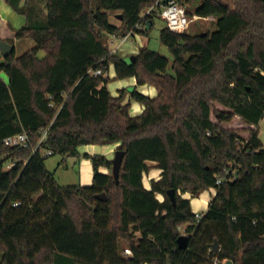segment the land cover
I'll list each match as a JSON object with an SVG mask.
<instances>
[{
    "label": "trees",
    "instance_id": "16d2710c",
    "mask_svg": "<svg viewBox=\"0 0 264 264\" xmlns=\"http://www.w3.org/2000/svg\"><path fill=\"white\" fill-rule=\"evenodd\" d=\"M157 1L6 0L27 23L15 29L0 15V40L36 44L0 62V264H264V0H178L198 2L188 16L213 17L216 29L163 27L172 62L146 45L134 62L111 53L105 33L147 34L155 15L146 29L136 25ZM110 70L157 94L113 96ZM132 100L141 113H131ZM24 132L27 146L5 144ZM113 143L126 151L119 183L102 154H84L89 185L62 186L45 164L47 150L68 160L79 146ZM155 168L161 175L147 188ZM213 187L197 220L191 198Z\"/></svg>",
    "mask_w": 264,
    "mask_h": 264
},
{
    "label": "rangeland",
    "instance_id": "374dc122",
    "mask_svg": "<svg viewBox=\"0 0 264 264\" xmlns=\"http://www.w3.org/2000/svg\"><path fill=\"white\" fill-rule=\"evenodd\" d=\"M33 1H35V0H33ZM183 5H184L187 12L193 14V13H195L196 7L199 5V3L198 2L185 1L183 3ZM41 6L44 7L42 4H41ZM111 20L114 23H117V24L119 23V20L112 14H111ZM153 22H154L153 26L149 29L147 34H145V33L144 34L139 33V34L143 35L144 37H147V39L149 40L147 44L149 45L150 48L157 50L161 54L167 56L169 58L170 62H172V59H173L172 54H171L169 48L161 42V38H160V31L163 27L166 26V21L160 15H157L154 17ZM215 29H216L215 19L202 18L201 17L199 19L193 20L191 22L189 28L186 30V32L195 34V33H200L202 31H206V30L213 31ZM138 37H132L133 42L130 39L129 41L126 42L128 44L124 43L121 46L119 54H123L124 47L131 44V43L136 48L137 47L140 48L139 44L141 42H140ZM110 38H111V36L108 33H105L104 41L109 42ZM136 38H137V40H136ZM15 44H16L15 45V55L20 56L23 53H25L26 51L32 49L35 46L36 42L31 38H21V39H17ZM129 56H131V55H127V57H129ZM169 70L172 71L171 65L169 66ZM112 74H113V71H111V74H110L112 82H115V80H117V81L118 80H126L127 81L129 78H132V77H129V78H124V79H119V78H114ZM3 77L5 79H7V76H3ZM109 86H110V88L111 87L113 88V83H110ZM140 91L143 93H146L148 95H151V96L156 95L155 87L152 85H149V84H146L145 88L140 89ZM114 92L115 91H113V94H114ZM132 104L133 105L131 107V113L133 115L139 114L141 111L136 109L137 107L135 106V104L139 105V107H141L142 104L135 101V100H132ZM260 137L264 143V118L260 122ZM119 147H120V143H113V144H107V145H101V144L82 145V146H79V148H78V150L80 152V157L78 158L79 160L76 163L71 162L69 159L65 160L61 154H52V155L48 156V158L45 161V164L50 171L54 172L55 178L57 179L58 183L62 186L89 185L91 183L86 184V183H84V180H83V173H84L83 162H84V158H85V156L83 154L88 153V152H93L96 154L105 155L109 159H113L115 156L116 150L119 149ZM90 148H91V151H90ZM11 162H14V161L11 160L8 163H11ZM106 171H108V169ZM216 191H217L216 188L213 187V188L208 189V191L198 195L197 197L191 198V204H192L193 208H195L196 200L198 198L203 197V195H206L208 197H213L215 195ZM179 192L182 194L183 197H191L192 196V193L189 191H186V192L179 191ZM211 200H212V198H211ZM211 200L209 201V204H210ZM206 207H207V205H206ZM207 209H205V210L202 209L201 212H205ZM181 232L183 234H185L184 228H181ZM122 245L123 246L125 245L124 241L122 242Z\"/></svg>",
    "mask_w": 264,
    "mask_h": 264
},
{
    "label": "built area",
    "instance_id": "2783aa9c",
    "mask_svg": "<svg viewBox=\"0 0 264 264\" xmlns=\"http://www.w3.org/2000/svg\"><path fill=\"white\" fill-rule=\"evenodd\" d=\"M148 15H160L165 21L166 25L175 32H183L186 31L191 22L195 19L200 18L197 15H194L190 18L187 14V11L183 4H181L178 0H165V2L157 1L151 7L146 8L142 13V18L137 23L136 28L144 30L147 28V20L146 16ZM135 30L129 31L125 35L117 36L116 34H111L112 38L109 40L110 52L113 54L119 53L121 46L130 40L135 34H137ZM93 75H101L103 74L101 69H90L89 71ZM48 129L44 130L43 137L40 140L37 147L34 148L33 152H35L40 145V143L46 138ZM6 145L9 146H27L30 142L29 133L24 132L14 136H9L4 139ZM46 155H51L52 150H47ZM15 165V162H11L7 164V168H11ZM222 182V178H218L217 184ZM216 194V193H215ZM19 203H14V205H18ZM204 212L197 211L195 212V217L197 220L201 219ZM125 254L131 255V250L126 248L124 250ZM214 264H221L217 260H215Z\"/></svg>",
    "mask_w": 264,
    "mask_h": 264
},
{
    "label": "crops",
    "instance_id": "0c3cea01",
    "mask_svg": "<svg viewBox=\"0 0 264 264\" xmlns=\"http://www.w3.org/2000/svg\"><path fill=\"white\" fill-rule=\"evenodd\" d=\"M46 11V10H45ZM0 15L2 18H4L6 21H8L13 28L15 29H19L20 27H22L23 25H25L27 23V18L25 15L23 14H20L18 13L17 11H15L13 9V7H11L7 2L6 0H0ZM207 18H211V19H214L213 17H207ZM199 19V18H198ZM112 21V20H111ZM113 22V21H112ZM119 24V23H118ZM117 36H121L120 34H116ZM111 38H112V35H110ZM139 36V37H138ZM133 37H138L139 40H140V44H139V47L141 46H149L147 43H148V39L147 37H144L143 35H140L139 33L135 34ZM110 38V39H111ZM109 39V40H110ZM131 41L133 42L132 40V37L130 38ZM137 40V38H136ZM16 40L14 42V46L16 45ZM128 44V43H126ZM125 44V45H126ZM138 47L136 48L132 43L125 46L124 47V52L123 54H121L122 56L124 57H127V55H136L137 52H138ZM126 51V52H125ZM1 54V52H0ZM38 56L40 58H43L45 56V52L44 51H39L38 53ZM3 56L0 55V62L3 60L2 58ZM111 71H109V75L111 74ZM113 77H114V73L112 74ZM3 76H6L3 74ZM111 76V75H110ZM130 79V80H129ZM127 81L126 80H115V82H112V80H110V82L108 83V87L112 93L113 96H119V91L121 89H131L133 87H137L139 90L140 89H144L146 84L145 85H137V81H136V78L135 77H132V78H129ZM110 83H113V88L111 87L110 88ZM113 91L114 94H113ZM156 94H157V90H156ZM153 95V94H152ZM151 96V95H150ZM155 96V95H153ZM133 105V104H132ZM135 106L137 107L136 109L140 110L141 112L143 111L144 107L143 105L141 107H139V105H136ZM132 107V106H131ZM140 108V109H139ZM140 112V113H141ZM90 151H91V148H90ZM85 153V152H84ZM88 153H93V152H88ZM84 155V154H83ZM79 158V157H78ZM77 158V161L79 160ZM76 161V162H77ZM107 169L106 168H101V171H104V172H107L106 171ZM83 180H84V183L86 184H89L92 182V179H93V174H94V170H93V165H92V162L89 158H84V162H83ZM161 175V170L160 169H152L148 174L145 175L144 177V185L147 187V188H150L151 186V179H158ZM208 191V190H206ZM204 191V192H206ZM202 192V193H204ZM201 193V194H202ZM212 197H208L206 195H203V197L201 198H198L196 200V206L195 208H193L192 206V209L194 212H197V211H202V209H207L209 207V201L211 200ZM192 205V204H191ZM207 205V207H206ZM204 207V208H203ZM206 207V208H205Z\"/></svg>",
    "mask_w": 264,
    "mask_h": 264
},
{
    "label": "water",
    "instance_id": "95a60500",
    "mask_svg": "<svg viewBox=\"0 0 264 264\" xmlns=\"http://www.w3.org/2000/svg\"><path fill=\"white\" fill-rule=\"evenodd\" d=\"M119 16L121 17V15H119ZM202 34H206V32H203ZM14 49H15V46L13 44H11L5 40H0V52L4 58L11 55L13 53ZM135 59H136V55L125 57V60L127 62H134ZM125 154H126V151L119 148L116 150L115 156L112 159V173L114 175L116 183H119L120 171H121V167L123 164ZM69 160L73 163L74 162L76 163L77 158L76 157H70ZM168 194H169L171 200L173 201V203H175L176 202L175 191L173 189H171L168 191ZM97 197L99 199L105 200L106 194L101 193V194H98ZM188 241H189V237L186 234L180 235L177 239L179 248H186L188 246ZM211 247H212L213 252H218L220 250V245H219V242L217 240L215 241V243H213L211 245ZM225 264H233V261L227 260L225 262Z\"/></svg>",
    "mask_w": 264,
    "mask_h": 264
}]
</instances>
